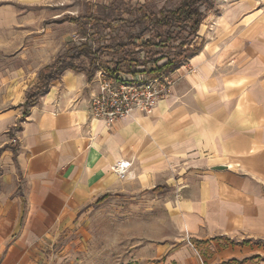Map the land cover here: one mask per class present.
Returning a JSON list of instances; mask_svg holds the SVG:
<instances>
[{
    "label": "crops",
    "instance_id": "crops-1",
    "mask_svg": "<svg viewBox=\"0 0 264 264\" xmlns=\"http://www.w3.org/2000/svg\"><path fill=\"white\" fill-rule=\"evenodd\" d=\"M192 42L155 111L110 129L85 73L63 72L24 115L40 69L0 61V264H49L101 199L156 187L178 234L159 264H264V0L208 12Z\"/></svg>",
    "mask_w": 264,
    "mask_h": 264
},
{
    "label": "rangeland",
    "instance_id": "rangeland-1",
    "mask_svg": "<svg viewBox=\"0 0 264 264\" xmlns=\"http://www.w3.org/2000/svg\"><path fill=\"white\" fill-rule=\"evenodd\" d=\"M237 1L214 0L215 7L209 12L223 11ZM180 2L0 0V61L10 68L22 64L23 67L31 66L33 70L41 69L78 41H88L96 49L102 46L100 44L105 38L109 39V44L130 39L131 43L124 52L130 51L132 44L142 45L151 62L166 53L172 58L179 52L181 41H185L183 49H188L185 54L189 56L196 50V46L191 47L194 35H180L178 28L146 29L142 22H136L145 12L157 13L164 6L174 8ZM92 15L104 23L94 24L89 19ZM120 17L126 21L116 29L107 27L113 19ZM78 18L80 22L73 20ZM84 33L89 35L86 41L79 39L84 37ZM171 33L173 37L178 36L172 39V46H145L146 42L166 40ZM137 39L138 44L135 42ZM83 59L87 62L86 58ZM172 198L166 191H127L108 197L61 233L49 264H159L163 249L173 246L178 236L169 211Z\"/></svg>",
    "mask_w": 264,
    "mask_h": 264
},
{
    "label": "built area",
    "instance_id": "built-area-1",
    "mask_svg": "<svg viewBox=\"0 0 264 264\" xmlns=\"http://www.w3.org/2000/svg\"><path fill=\"white\" fill-rule=\"evenodd\" d=\"M79 39L86 41L89 35ZM108 42L109 39L105 38L100 45H109ZM135 42L138 44L139 40ZM151 61L142 45L132 44V49L127 52L104 50L100 53L93 77L98 82V91L91 102L92 119L104 121L106 128L110 129L117 121L132 113L151 115L170 95L176 80L173 71L175 67L158 70L163 63L155 64ZM89 65L87 61L86 66ZM131 164L119 161L113 171L124 178ZM187 242L197 251L189 235Z\"/></svg>",
    "mask_w": 264,
    "mask_h": 264
},
{
    "label": "trees",
    "instance_id": "trees-1",
    "mask_svg": "<svg viewBox=\"0 0 264 264\" xmlns=\"http://www.w3.org/2000/svg\"><path fill=\"white\" fill-rule=\"evenodd\" d=\"M203 6L204 10H202ZM214 7V0H181V2L174 8H167L164 6L157 13L145 12L143 16L136 19V22H142L146 29L150 27L157 29L167 28L169 30L178 28V34L180 35L182 33H188L190 36H195L200 30L206 14L213 10ZM89 19L94 24L104 23L103 20L96 19L93 15L89 17ZM73 20L75 22L81 21L80 18ZM125 21L126 20L121 17L113 19L107 27H109V29H116ZM83 36H87L86 33H84ZM176 37L178 36L175 35V37H173L171 33L166 40L160 41L159 43L146 42L145 46L154 45L160 48H168V46H172L171 41L174 38L177 39ZM130 43L131 41L129 39L127 42L98 46L96 49H94L88 41H78L77 43L70 45L66 51L59 55L53 62L40 69L38 82L30 88L23 104L24 115H27L32 107L39 103L41 96L49 90L51 83L60 79L63 72L66 70H73L85 73L91 81L94 77L96 61L100 53L104 50H109L113 53L124 51L125 47ZM185 44V41H181L178 45L180 47L179 52L174 53L172 58L168 56V53H166L164 57L158 59L154 58L153 61L155 64L165 60L158 70L173 69L178 66L183 59L187 58L188 55L185 54V52H187L188 49H183ZM83 57L89 62V67L86 66V60H84ZM163 191V187H156L152 190L153 193H162ZM107 198L108 196L104 197L98 202V204L104 202Z\"/></svg>",
    "mask_w": 264,
    "mask_h": 264
}]
</instances>
